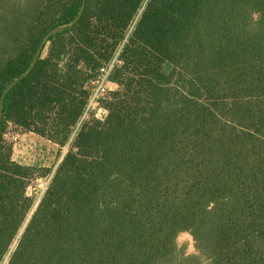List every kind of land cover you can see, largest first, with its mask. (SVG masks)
Masks as SVG:
<instances>
[{
    "label": "trees",
    "instance_id": "obj_1",
    "mask_svg": "<svg viewBox=\"0 0 264 264\" xmlns=\"http://www.w3.org/2000/svg\"><path fill=\"white\" fill-rule=\"evenodd\" d=\"M80 1L0 0V93ZM114 54L105 116L80 121ZM9 124L67 150L20 163ZM183 231L195 254L177 253ZM3 261L264 264V0H86L3 102Z\"/></svg>",
    "mask_w": 264,
    "mask_h": 264
},
{
    "label": "rangeland",
    "instance_id": "obj_2",
    "mask_svg": "<svg viewBox=\"0 0 264 264\" xmlns=\"http://www.w3.org/2000/svg\"><path fill=\"white\" fill-rule=\"evenodd\" d=\"M109 87L112 86L109 85ZM96 110H97L96 108L90 110L88 116L85 117L84 120H87V118L90 116H94ZM105 113L106 112L100 110L97 112V115L100 118H103L105 116ZM3 133H6V136L4 138L5 140L4 139L3 140L10 145L11 151L14 153V158L12 159L23 164L48 167L50 169H53L55 165L59 162L61 156L67 150L66 146L59 149L57 144L48 141L38 135L28 134V132H24V133L21 132L18 134V129L12 125L11 127L7 126L4 129ZM14 134L19 135L18 141L15 145H13V142H10L11 136ZM47 179H48V175L46 176L36 175V177L32 179L29 187L27 188V193L35 198V202L37 200V197L40 195L41 191L45 189ZM35 202L34 205L36 204ZM14 245H15V239L12 241V244L10 245V250H12ZM175 246L177 253L179 255L189 256L196 253V250L194 248L193 238L191 234L187 231L180 232L176 236ZM3 263L4 261L1 264Z\"/></svg>",
    "mask_w": 264,
    "mask_h": 264
},
{
    "label": "built area",
    "instance_id": "obj_3",
    "mask_svg": "<svg viewBox=\"0 0 264 264\" xmlns=\"http://www.w3.org/2000/svg\"><path fill=\"white\" fill-rule=\"evenodd\" d=\"M121 63L120 59L118 58L117 54H114V56L107 62L101 65L97 71V74L95 78L91 81V86H90V92H89V97L86 103V106L84 108L83 114L81 116V120H84L85 117L88 116V113L90 110L97 109L96 113L94 116L96 118L102 119L97 115V112L102 110L103 112H106L105 109L101 106V101L106 99L109 95V92L113 89L109 87L111 84H115L112 82L109 77L110 74L113 70V68L116 65H119ZM106 114V113H105ZM12 124H9L8 126L11 127ZM19 134V132H18ZM14 134L11 136V141L13 142V145H15L18 141L19 135ZM6 133H3V139L5 138ZM5 140V139H4ZM50 178V175L48 176L47 182ZM46 182V184H47ZM46 187V186H45ZM44 190V189H43ZM43 190L41 191L40 195L42 194ZM40 195L37 197H40ZM36 200V201H37Z\"/></svg>",
    "mask_w": 264,
    "mask_h": 264
},
{
    "label": "water",
    "instance_id": "obj_4",
    "mask_svg": "<svg viewBox=\"0 0 264 264\" xmlns=\"http://www.w3.org/2000/svg\"><path fill=\"white\" fill-rule=\"evenodd\" d=\"M85 2H86V0L80 1L79 9H78L76 15L70 21H68L64 24L56 25V26L50 28L46 33H44V35L40 38L39 42L37 43V46L34 50V53L32 55V58L30 60L29 65L27 66V68L21 74H19L15 78H13L11 81H9L4 86V88L2 89V91L0 93V124H1L2 116H3V102H4V99H5L6 95L8 94V92L17 83H19L22 79H24L26 76H28L31 73V71L33 70L37 60L41 57L44 49L46 48L49 39L52 36L58 34L59 32L64 31V30L74 26L80 20L82 14L84 12Z\"/></svg>",
    "mask_w": 264,
    "mask_h": 264
},
{
    "label": "crops",
    "instance_id": "obj_5",
    "mask_svg": "<svg viewBox=\"0 0 264 264\" xmlns=\"http://www.w3.org/2000/svg\"><path fill=\"white\" fill-rule=\"evenodd\" d=\"M111 86L112 87H110L111 89H115L116 87H117V85L116 84H111ZM12 126H14V125H12ZM14 127H16V126H14ZM17 128V127H16ZM18 129V128H17ZM18 132L19 133H24L23 131H21L20 129H18ZM28 134H33V135H36L35 133H32V132H28ZM12 158H14V153L12 152Z\"/></svg>",
    "mask_w": 264,
    "mask_h": 264
}]
</instances>
